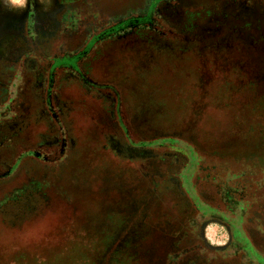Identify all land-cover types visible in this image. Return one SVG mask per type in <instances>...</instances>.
I'll use <instances>...</instances> for the list:
<instances>
[{
  "label": "rangeland",
  "instance_id": "rangeland-1",
  "mask_svg": "<svg viewBox=\"0 0 264 264\" xmlns=\"http://www.w3.org/2000/svg\"><path fill=\"white\" fill-rule=\"evenodd\" d=\"M64 1L60 50L19 48L0 0V108L29 114L0 126V264H264V0Z\"/></svg>",
  "mask_w": 264,
  "mask_h": 264
},
{
  "label": "flooded vegetation",
  "instance_id": "flooded-vegetation-1",
  "mask_svg": "<svg viewBox=\"0 0 264 264\" xmlns=\"http://www.w3.org/2000/svg\"><path fill=\"white\" fill-rule=\"evenodd\" d=\"M156 1L157 0H155V2H154V0H149L147 5H146V7L149 6L150 15H152L154 12V5H155ZM152 2H154V3H152ZM70 4L68 2H65L64 0H57V1L55 0L54 8H51L52 13H51V15L48 16L49 22H50V24L53 25L54 30L44 32L42 30V22H43L44 18L42 20H40L39 17L37 15H35L39 11L40 5L36 2V0H25L24 8L22 10L23 13L21 14L20 21H19V23H17V27H16V25H14V28L16 27V31H17V32L15 31L16 37L14 39V42L18 43V46L21 49L24 46H27V44L36 45V44L42 43V44H44V46H45V44L51 46L52 43L58 42L61 45L60 50H62L63 43L61 42V38H65V39H67V41H68V39H69V41H72L74 38V35L76 34L75 31H73V30L68 31V26L66 24L67 22H70V19H71V16L68 15V12H70V10L72 8V5H70ZM140 5H141V3L139 2L137 7L134 5L128 9H122V11L123 12L140 11L141 10ZM106 8H107V11L112 10L111 7H106ZM152 9H153V11H152ZM96 10L103 11L105 9H104V7H99ZM113 10H120V8H114ZM55 29L60 30L59 35L55 36ZM6 53H8V52L0 53V74H3L5 72V69L3 71V68L6 66L5 60H10V59H7V57H6L7 55L5 56ZM62 53L64 54V59H66V61L64 63H62L63 65L61 67H64L65 69L70 68L71 70H69V71L71 73L75 71L76 74L79 76L78 78L80 79L81 82L82 81L89 82V80L86 77H84L85 74H82L76 65V60L80 59L79 55L77 53H67V52H62ZM14 54L15 53H10V55H12L14 59L18 60L20 58L18 60V63H17L19 68L23 69V67H28V69H30L29 76L32 78V81H34V83H32V85H30L29 90L33 92L32 96L34 97V100L35 101L38 100V102L43 103V99H41V97H39V94L36 95L38 90H40L39 89L40 88L39 76H41V78H42L41 74H43L42 70L39 67L38 62H35L36 60H39V59H37L35 56L32 59H27L26 57H18L17 58L16 56H15L16 57L15 58ZM38 55L41 56V54H38ZM13 61H8V62H12V65L15 66L17 61H14V62ZM53 68H51V70H53ZM59 69H61V68H59ZM54 70H57V69L54 68ZM16 77H17L16 79L18 82L19 81L22 82V73L20 71H19V73H17ZM92 85H95V84H92ZM13 86H14V84H13ZM0 90H5V89H0ZM46 93H47L46 102H48V104L51 105V104H53V101L54 102L56 101V105H57L58 100L57 99L55 100L54 90H53V88H51V86ZM9 107H10V100L8 101V103L3 104L2 108H0V126L3 125L2 127L8 129L10 132H13V130L16 129V127H20V128L23 127L24 128V126L26 125V122L28 121V118H29L28 115L29 114L27 113L26 115H24L20 118L8 117L9 114L4 116V113L9 111V109H10ZM235 222H239V219L232 218V219L228 220V223L230 224V227L232 230V235H233L234 239L236 236L235 234H233V232H235V229H234ZM238 225L240 227L242 224L238 223ZM234 244H235L234 241H231V243L229 244V247L233 246Z\"/></svg>",
  "mask_w": 264,
  "mask_h": 264
}]
</instances>
